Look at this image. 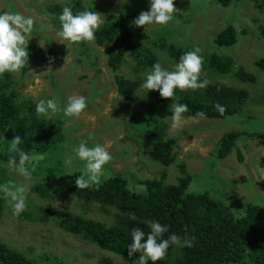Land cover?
Listing matches in <instances>:
<instances>
[{"label": "rangeland", "instance_id": "374dc122", "mask_svg": "<svg viewBox=\"0 0 264 264\" xmlns=\"http://www.w3.org/2000/svg\"><path fill=\"white\" fill-rule=\"evenodd\" d=\"M64 1L71 0H0V12H14V4L16 12L31 17L34 21V37L32 40L30 37V40L40 48L45 45L42 48L43 59L28 58L25 66L27 69L13 73L19 100L32 98L37 103L40 99L52 98L58 99L62 107L69 96L83 95L88 102V108L79 117L65 118L66 141L62 148L43 154L45 159L41 164L34 165L33 172L28 170L29 175L25 176L17 167L0 162L2 186L13 190L24 186L26 203L30 201L29 197L32 202L50 209H69L86 218L112 225L115 221V208H107L110 214L94 203L84 208L83 203L69 191L71 181L66 177L77 172L82 174L83 162L76 161L73 166L65 167L64 161L74 156L72 149L78 147L81 140H87L89 146H106L112 156V160L105 166L103 177L121 173L130 179L136 177L142 180L160 177L161 173L167 171V182L176 183L180 176L177 166L181 161L187 164L189 172L194 176L190 191L214 192L215 197L221 198L233 209H239V206L247 202L263 206L264 177L260 170L264 169V73L256 63L264 58V1L245 0L222 7L210 0H177L176 18L168 26L153 25L145 26L144 29L133 24L136 38L151 47L158 54L159 63L169 70L174 68L175 63L166 52L155 46V41H159L160 30L172 33L173 40L184 42L194 49L201 50L203 45L208 44L212 48L210 51L218 54L224 52L257 78L255 84L242 83L233 75L218 74L202 67L201 75L205 78L246 88L250 96L241 113L225 119L193 120L186 117L179 128H172L168 120L170 125L167 139L174 141L178 157L177 164L170 167H164L150 157L145 118L154 113L144 109L142 101L149 103L152 92L147 93V90L141 88L132 104H128V100L118 91L105 47L98 46L95 40L71 43L59 37L60 27L54 21L55 15L46 11L48 7ZM97 1L103 6L97 12L104 15V22L113 18L115 10L126 4L124 0ZM127 2L130 4L125 9L129 11L141 13L150 7V0ZM234 16L236 19L233 24L238 29L237 43L231 48L217 47L213 44L214 38L225 25L232 22ZM178 19L191 20L190 25L183 27L182 35L175 32ZM131 64L132 60L128 57L120 73L128 78L146 73L136 75ZM54 116L64 117L62 112H58L47 118ZM230 131H245L250 137L239 140L226 159H212V153L221 137ZM2 150L3 147L0 148ZM211 165L215 166V172ZM49 171L53 176L51 180L47 179ZM59 175L65 177L59 183L62 190L49 199H43L31 191V187L38 183L48 181L58 184ZM138 186L133 189L139 191ZM217 189L219 192H215ZM5 200L4 212L0 216V239L29 257L39 258L49 253L57 256L61 264H132L118 254L65 232L55 219L42 223L17 218L12 214L10 198L6 197ZM239 211L241 213L236 214L238 217L244 215V211ZM257 225L264 230V221H258Z\"/></svg>", "mask_w": 264, "mask_h": 264}, {"label": "trees", "instance_id": "16d2710c", "mask_svg": "<svg viewBox=\"0 0 264 264\" xmlns=\"http://www.w3.org/2000/svg\"><path fill=\"white\" fill-rule=\"evenodd\" d=\"M85 1L87 0L56 3L48 7L46 12L54 14V21L61 27L58 17L64 6L72 7L74 14L84 10L98 11L103 7L97 0ZM210 1L222 7H229L245 0ZM129 4L127 2L124 7L116 9L115 16L98 28L95 42L98 46L106 48L108 65L114 72L118 91L128 100V104H132L141 89L144 75L136 78L126 77L120 73L123 64L129 57L132 60L133 72L139 75L141 72L149 71L153 64L159 63V56L151 47L136 38L132 26L133 20L140 13L126 10L125 7ZM174 6L176 8V4ZM12 9L16 12L14 4ZM235 19L234 16L232 22L217 33L213 41L214 45L223 49L231 48L237 43L238 29L233 24ZM190 24L191 20L178 19L175 32L181 34L183 27ZM262 32L264 34V28ZM143 36L145 37L144 31ZM173 39L172 33L160 30L159 41H155V46L166 52L168 57L177 63L182 54L194 48ZM211 49L208 44L201 48L202 67L205 70L222 75H233L242 83L255 84L257 78L254 73L238 65L224 52L218 54L210 51ZM28 51L29 58L37 60L44 58L43 49L32 41ZM256 65L264 73V58H261ZM200 78L204 80L208 77L201 75ZM207 80L208 84L204 89H177L176 95L171 99L162 98L158 91H151L150 102L142 101L144 109L154 113L145 118L151 160L164 167H170L178 162L176 145L173 140L167 139L170 124L165 120L172 116L170 111L172 103L188 105L189 112L184 114L185 117L195 116L197 112H205L206 119H225L243 111L250 96L246 88L211 81L210 78ZM217 104L225 108L223 114L217 111ZM35 105L36 102L32 98L19 100L13 73L0 76V148L3 147L0 151V162L10 165L9 161L15 153L9 151V143L17 135L23 140L20 148L25 152L35 150L38 154H46L62 148L66 141L64 129L66 117L45 118L37 115ZM245 137H250L245 131L226 132L212 153V159L216 161L226 159L236 148L239 140ZM180 162L177 166L180 176L176 183L167 182L169 176L167 171L161 173L160 177L142 180L136 177L130 179L124 174L117 173L112 177H103L97 185L78 189L75 179L81 174L77 172L67 176L66 179L71 181L69 189L71 195L79 199L84 208L94 203L100 205L101 210L108 214L110 213L107 208L116 209V214L113 215L115 221L112 225L86 218L69 209H50L32 202L29 197L27 198L30 201L26 203L24 212L17 218L27 222L42 223L55 219L65 232L81 237L131 262L140 255L137 253L132 259L128 256L127 248L131 243L132 229L139 227L147 233L150 231L148 222L156 220L169 227L164 238L176 234L181 238L188 237L192 240L191 247L170 246L165 258L157 264H264V230L257 225L258 221H264V205L247 202L239 206V209H233L224 200L215 197L214 192L190 191L194 176L189 172L187 164ZM26 167L33 172V164H27ZM212 168L215 172V166ZM60 176L58 184L48 181L38 183L31 187V191L43 199H49L62 190L59 183L65 177ZM47 179H53L51 171L48 172ZM137 185L139 191L133 189ZM5 199L3 192H0V216L4 212ZM239 210L244 211L241 217L236 215L238 212L241 213ZM0 264H61V262L57 256L49 253L39 258H31L25 252L0 239Z\"/></svg>", "mask_w": 264, "mask_h": 264}, {"label": "clouds", "instance_id": "9594fccd", "mask_svg": "<svg viewBox=\"0 0 264 264\" xmlns=\"http://www.w3.org/2000/svg\"><path fill=\"white\" fill-rule=\"evenodd\" d=\"M127 3V0H124ZM176 0H150L148 11H143L133 20L137 28L145 26H168L176 18ZM104 15L97 11L84 10L74 14L72 7L64 6L60 15L59 37L71 43L91 42L95 40V33L104 23ZM34 37V21L31 17H26L18 12H0V76L5 73H18L28 64L29 44ZM41 46V41H40ZM45 46V45H44ZM44 46H41L42 48ZM201 50L195 48L182 54L174 68L169 70L160 63L152 65L151 69L144 74L141 88L150 91H158L160 96L171 99L176 95V90L204 89L208 80H201L203 57ZM88 108L87 98L83 95H72L67 98V102L60 107L58 99H40L35 105L37 115L45 118L62 112L66 118L79 117ZM217 111L224 113L222 105H216ZM172 116L165 119L171 122L172 128H179L186 119L185 113L189 112L187 104L172 103L170 105ZM188 119H206L205 112H197L195 116ZM23 140L19 135L9 143V151L15 153L9 164L16 166L25 176L29 175L27 164H39L45 159L43 154H38L35 150L25 152L20 148ZM74 156L64 161L65 167H71L76 161L83 162L82 174L76 176L75 184L78 189L88 188L94 184H99L104 176L105 166L112 160V156L106 146L95 144L89 146L87 140H81L78 147L72 149ZM261 176L264 177V169L261 168ZM0 192L5 197L10 198L12 214L21 215L26 208V188L19 186L16 189L0 185ZM149 232L136 227L131 231V243L128 245V256L130 259L135 254L140 253L137 259H132V264H157L165 258L170 246L191 247L192 240L188 237L181 238L172 234L164 238V234L169 231L166 224L152 220L148 222Z\"/></svg>", "mask_w": 264, "mask_h": 264}]
</instances>
